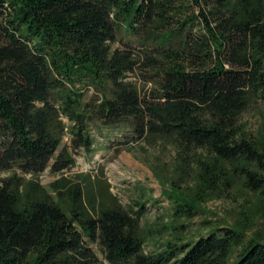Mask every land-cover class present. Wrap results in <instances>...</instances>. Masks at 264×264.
I'll return each instance as SVG.
<instances>
[{
	"label": "trees",
	"instance_id": "16d2710c",
	"mask_svg": "<svg viewBox=\"0 0 264 264\" xmlns=\"http://www.w3.org/2000/svg\"><path fill=\"white\" fill-rule=\"evenodd\" d=\"M258 101L264 0H0V264H264L258 234L188 231L234 185L264 201V147L238 123ZM116 137L117 155L170 147L151 167L167 219L143 225L149 199L124 208L107 187L39 184L75 164L68 148Z\"/></svg>",
	"mask_w": 264,
	"mask_h": 264
},
{
	"label": "rangeland",
	"instance_id": "374dc122",
	"mask_svg": "<svg viewBox=\"0 0 264 264\" xmlns=\"http://www.w3.org/2000/svg\"><path fill=\"white\" fill-rule=\"evenodd\" d=\"M131 80H133L131 78ZM91 96L89 91L85 99ZM238 123L245 126L246 132L253 135L264 147V103L255 102L239 116ZM66 137V136H65ZM117 137L111 148L86 158L83 153H75L70 148L75 164L57 174L44 171L38 177L39 184L46 187L50 182L65 177L71 182H80L88 194L109 193L124 207L135 210V201L141 197L149 199L144 205L143 225L161 222L169 217L168 204L161 195L160 185L166 183L163 178L153 174L151 167L157 172L171 167L170 147L162 141L153 144L135 143L131 152L115 154ZM63 143L67 145V139ZM6 174H0V178ZM26 178H29L28 176ZM155 200H158L156 203ZM201 212L190 221L188 231L197 237L205 233L206 226L228 223L237 225L247 237L260 235L264 239V201L252 195L239 185H234L226 193L218 197H209L199 205ZM95 249L94 247H92ZM148 246L145 250H149Z\"/></svg>",
	"mask_w": 264,
	"mask_h": 264
}]
</instances>
